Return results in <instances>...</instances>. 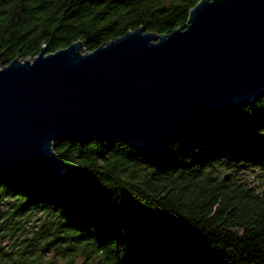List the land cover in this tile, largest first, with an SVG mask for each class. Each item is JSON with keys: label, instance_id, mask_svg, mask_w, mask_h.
<instances>
[{"label": "trees", "instance_id": "16d2710c", "mask_svg": "<svg viewBox=\"0 0 264 264\" xmlns=\"http://www.w3.org/2000/svg\"><path fill=\"white\" fill-rule=\"evenodd\" d=\"M199 0H0V67L127 31L166 34ZM60 175L0 177V264H264V92L155 152L58 140Z\"/></svg>", "mask_w": 264, "mask_h": 264}, {"label": "water", "instance_id": "95a60500", "mask_svg": "<svg viewBox=\"0 0 264 264\" xmlns=\"http://www.w3.org/2000/svg\"><path fill=\"white\" fill-rule=\"evenodd\" d=\"M264 92V0H199L183 26L142 27L0 67V177L65 172L58 140L155 152Z\"/></svg>", "mask_w": 264, "mask_h": 264}]
</instances>
